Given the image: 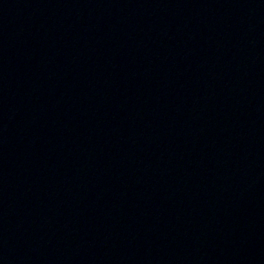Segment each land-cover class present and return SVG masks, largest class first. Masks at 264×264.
Wrapping results in <instances>:
<instances>
[{"label": "water", "instance_id": "95a60500", "mask_svg": "<svg viewBox=\"0 0 264 264\" xmlns=\"http://www.w3.org/2000/svg\"><path fill=\"white\" fill-rule=\"evenodd\" d=\"M6 0H0V7L2 6V4L5 2Z\"/></svg>", "mask_w": 264, "mask_h": 264}]
</instances>
